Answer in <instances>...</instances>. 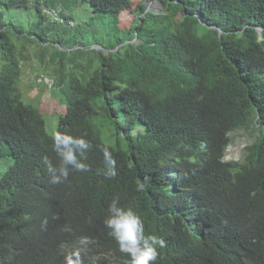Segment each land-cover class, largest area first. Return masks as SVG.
Returning a JSON list of instances; mask_svg holds the SVG:
<instances>
[{
    "label": "trees",
    "instance_id": "obj_1",
    "mask_svg": "<svg viewBox=\"0 0 264 264\" xmlns=\"http://www.w3.org/2000/svg\"><path fill=\"white\" fill-rule=\"evenodd\" d=\"M34 1L33 36L64 48ZM81 1L115 16L132 2ZM164 1L144 16L141 6L90 78L62 69L53 80L66 102L57 131L93 144L89 170L56 185L44 163L58 164L54 135L22 99L0 11V159H13L0 177V264H129L104 226L114 197L164 240L155 264H264V0ZM242 130L254 141L226 161L229 135ZM105 149L116 161L111 178Z\"/></svg>",
    "mask_w": 264,
    "mask_h": 264
},
{
    "label": "rangeland",
    "instance_id": "obj_2",
    "mask_svg": "<svg viewBox=\"0 0 264 264\" xmlns=\"http://www.w3.org/2000/svg\"><path fill=\"white\" fill-rule=\"evenodd\" d=\"M163 2L132 0L127 10L115 16L108 12H95L90 4L81 0H42L39 9L43 18L47 24L55 26L53 31H47V35L51 40L62 39L64 48L42 45L33 36V28L40 21L34 0H30L27 6L0 8L8 22L9 40L15 45L20 62L19 92L24 103L43 116L48 134L57 132L58 119L66 111V102L60 87L49 89L39 82V78L47 76L55 81L62 69L65 78H90L99 69L101 59L107 56L108 45L119 36L128 38L132 33L138 23L141 6L157 13L163 10ZM3 65L0 59V70ZM229 137L226 161L241 159L245 147L255 139L244 130L231 133ZM11 165L13 159L7 156L0 159V177Z\"/></svg>",
    "mask_w": 264,
    "mask_h": 264
},
{
    "label": "clouds",
    "instance_id": "obj_3",
    "mask_svg": "<svg viewBox=\"0 0 264 264\" xmlns=\"http://www.w3.org/2000/svg\"><path fill=\"white\" fill-rule=\"evenodd\" d=\"M52 139L58 164L53 165L47 158L44 159L50 183L56 185L66 182L70 171L86 172L89 170V165L85 161L88 159L87 153L93 147L90 140L84 136H74L59 131ZM104 163L103 175L108 178L115 176L116 161L107 149L104 150ZM147 182L146 177L143 183L138 184L139 190H143ZM107 212L104 226L118 245V250L130 257L129 264H155L158 249L164 247V240L155 234H146L141 216L131 207L121 206L119 197H114L110 201ZM46 224L45 219L42 221V227ZM69 264L72 262L69 261Z\"/></svg>",
    "mask_w": 264,
    "mask_h": 264
},
{
    "label": "built area",
    "instance_id": "obj_4",
    "mask_svg": "<svg viewBox=\"0 0 264 264\" xmlns=\"http://www.w3.org/2000/svg\"><path fill=\"white\" fill-rule=\"evenodd\" d=\"M39 82L43 85H46L49 89H52L54 85L53 79L47 76L40 77Z\"/></svg>",
    "mask_w": 264,
    "mask_h": 264
},
{
    "label": "water",
    "instance_id": "obj_5",
    "mask_svg": "<svg viewBox=\"0 0 264 264\" xmlns=\"http://www.w3.org/2000/svg\"><path fill=\"white\" fill-rule=\"evenodd\" d=\"M150 11H149V9H147V10H145V12H144V14L143 15H146L147 13H149ZM259 32H260V34L262 33V29H259Z\"/></svg>",
    "mask_w": 264,
    "mask_h": 264
}]
</instances>
